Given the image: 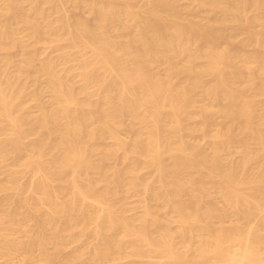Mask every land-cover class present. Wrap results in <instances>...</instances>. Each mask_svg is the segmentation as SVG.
<instances>
[{"label":"bare ground","instance_id":"obj_1","mask_svg":"<svg viewBox=\"0 0 264 264\" xmlns=\"http://www.w3.org/2000/svg\"><path fill=\"white\" fill-rule=\"evenodd\" d=\"M0 55V161L13 171L0 183V258L72 264L86 251L67 247L93 238L85 264H264V0H0ZM134 190L148 202L130 216L122 195Z\"/></svg>","mask_w":264,"mask_h":264},{"label":"rangeland","instance_id":"obj_2","mask_svg":"<svg viewBox=\"0 0 264 264\" xmlns=\"http://www.w3.org/2000/svg\"><path fill=\"white\" fill-rule=\"evenodd\" d=\"M24 1V0H23ZM147 1H139L138 3L139 4H137L138 5V7L136 6V8L138 9V8H140V9H138V10H143V11H146L147 9H148V6L150 7V5H148L149 3L147 2ZM185 2H182L181 4H180V6L182 7H184L187 3H185ZM148 5V6H147ZM187 6V5H186ZM185 6V7H186ZM180 7V8H181ZM183 7H182V9H183ZM184 7V8H185ZM67 9V11L70 9V11H71V8L70 7H67L66 8ZM70 11H68V13H70ZM148 11V10H147ZM72 12V11H71ZM83 12V11H82ZM81 12V10L80 11H77V13L79 14H81L82 13ZM84 14H81V16L82 15H84L83 17H85L86 19H89V17H88V15H90V16H92L91 14H89V13H86L85 11L83 12ZM71 14V13H70ZM79 14V15H80ZM85 14H88L87 16L85 15ZM188 14L187 13H184V15H183V17L185 16H187ZM189 16V15H188ZM205 16V15H204ZM186 18H189V17H186ZM191 18V17H190ZM92 19V18H91ZM196 21H200V20H198V19H196ZM245 32V33H244ZM242 33V34H241ZM26 33H23L21 36L22 37H27V35H25ZM240 34L241 35H238V41H240V44L238 45V46H240L242 43H245V42H248L249 40V34H247V32L246 31H242V32H240ZM28 39H29V37H27ZM28 39H24L26 42H28L29 40ZM237 41V42H238ZM242 42V43H241ZM29 44H31L32 45V39L29 41ZM35 43H33V45H34ZM238 44V43H237ZM236 44V45H237ZM40 45V44H39ZM38 45V46H39ZM252 45V44H251ZM250 45V46H251ZM250 46H248V47H250ZM255 46V44H253L250 48H248V51L251 53V52H253L254 50L256 51V47H254ZM40 48H41V51H40V48L38 49L39 50V52H40V54H41V56H40V58L42 57V60H45V59H47L50 55H51V53H52V56H50V57H53V53L54 52H51V50L49 49L48 50V48H46V46L45 45H40L39 46ZM37 46H36V51H38L37 50ZM247 51V50H246ZM247 51V52H248ZM39 52H38V54H39ZM51 52V53H50ZM248 52V53H249ZM20 53V52H19ZM59 53V54H58ZM17 55H16V58L18 59V58H21V54H18V52L16 53ZM55 54L57 55H60V54H62L61 52H55ZM54 54V55H55ZM3 55V54H2ZM2 55H0V56H2ZM18 55H21V56H18ZM57 55V56H58ZM90 54L88 53L87 54V56H89ZM4 56V55H3ZM2 56V57H3ZM57 56H55V57H57ZM19 60V59H18ZM38 65V66H37ZM13 68H14V66H12ZM39 64H36V66H34V69H33V71L34 70H38L39 68ZM11 68L12 70L11 71H14L16 68ZM38 68V69H37ZM159 68H160V70H159ZM158 69V70H157ZM155 70H157V72H158V74L160 73V74H164V69H163V67L161 66V67H156V69ZM162 70V71H161ZM35 72V71H34ZM162 72V73H161ZM47 81H46V79H45V77H43V78H41L40 79V83H38L37 84V87H38V89L37 88H35L36 89V91H38L39 92V90H40V92L41 91H43L42 92V97H41V103L43 102V104H45V103H50V99H51V95H50V93H49V91H48V87H47V83H46ZM40 84V85H39ZM31 86H33L32 88H28L29 90L30 89H32L33 90V92L30 90V91H27L26 92V95H28V97L27 96H25V109H27L26 111H28V109H29V111H31L30 113H33V114H36L37 112H38V107H37V102H34V101H32V99H30L29 98V96H31L32 95V93H35L34 92V86L35 85H31ZM31 86H29V87H31ZM27 89V90H28ZM31 92V93H30ZM38 92H36V93H38ZM27 97V98H26ZM28 99H30V100H28ZM50 100V101H49ZM262 101H264V97H261L260 99H259V102L260 103H262ZM45 102V103H44ZM259 102L257 103V105H259L258 106V109L259 110H262L264 107L262 106V105H260L259 104ZM47 103V104H48ZM36 110V111H35ZM28 111V112H29ZM35 112V113H34ZM214 117V118H213ZM212 118L213 119H211V127H213L212 129L213 130H218L220 127H221V125L223 124V119L220 117V116H218V115H216V116H213ZM126 120H129V119H125L124 121H125V123L123 124L124 126H123V128L121 129V131H120V136H121V138L122 139H125V141H127V140H129V141H131L132 139H133V133H131L130 131L132 130V126H133V124L132 123H128V121L126 122ZM213 120V121H212ZM222 123V124H221ZM214 124V125H213ZM200 135V136H199ZM198 135V137H197V135L195 136V137H193V138H197L196 140H198V143H197V141L196 140H194L193 141V139L192 138H190V140H192V142H195V143H197L198 145H200L199 146V148H200V150L201 149H204L203 151L204 152H206L207 153V149H208V151L209 150H211L210 148H211V139L209 138V137H204V135H202L201 136V134H199ZM239 136V139H241L242 137H243V135L242 134H238ZM7 137H9L8 135H2L1 137H0V141L1 140H4V139H6ZM35 139H34V138ZM33 137H31V136H29L27 139L25 138L24 139V142H25V144H26V146L27 145H29L30 143H34L33 141H37L36 139H37V137L36 136H33ZM132 138V139H131ZM34 139V140H33ZM31 141V142H30ZM103 141V140H102ZM102 141H99V142H101V143H103L104 142V144L106 143V145L104 146V147H106L107 146V148H111L112 146H113V141L112 140H110V139H104V141L102 142ZM27 142H29V144L27 143ZM101 143H99V144H101ZM109 145V146H108ZM97 147H94V149H96ZM93 150V149H92ZM209 153V152H208ZM96 154H99V151L97 152L96 151ZM238 159L240 158V157H237ZM120 161V162H119ZM170 161V158H167V162H169ZM114 162V163H113ZM119 162V163H118ZM118 162L117 161H112L111 162V164H112V166L113 167H115V168H118V169H120L121 167L123 168V162L119 159L118 160ZM6 163H3V162H1L0 161V183H3V182H5L8 178H9V176L11 175L10 173H12L13 171H12V169H10V167L8 166V165H5ZM120 166V167H119ZM8 167V168H7ZM146 169H148V170H146ZM145 170L143 169L142 171H143V173H142V171H141V174H142V177H143V175H144V179L146 180V181H151V180H153L154 179V175H155V173H154V170H152L153 171V173H152V171L151 170H149V169H151V168H146ZM7 178V179H6ZM6 179V180H5ZM32 179V176L30 175V174H26V176L25 175H23V177L20 179V183L21 184H23V185H27V184H29L31 181L30 180ZM3 180H5V181H3ZM30 181V182H29ZM27 183V184H26ZM258 188H259V184H257V183H254V184H250V185H248V186H246L244 189H243V192L245 193V194H247V195H252V194H254L257 190H258ZM131 190V189H130ZM130 190L128 189V191L130 192ZM133 190V189H132ZM141 191V192H140ZM132 193H130V195H129V193L127 192L126 193V195L124 194V195H122V198L123 199H125V201L127 202V204H128V206H129V209H130V211L128 212V214L130 215V216H134V215H141L142 213H144V211H145V209H146V206L145 205H147V202H148V195L143 191V190H134V192L133 191H131ZM128 194V195H127ZM1 196H5V194L4 193H2L1 194ZM126 196L128 197L127 199H126ZM130 196V197H129ZM146 200V201H145ZM145 207V208H144ZM161 208H159L158 209V206H157V208H156V210L158 211V213H160V215H164V213H165V215H166V211H165V208H163L162 206H160ZM263 214H264V212H263ZM258 222H259V219H255V220H253L252 222H251V227L252 228H256V226L258 225ZM232 224H234V223H232L231 221L230 222H228L227 223V225L228 226H231ZM176 226V225H175ZM175 226L173 227V228H175ZM248 230H251L252 231V229L251 228H249L248 227ZM0 239H1V236H0ZM87 239H89V238H87ZM87 239H84V241L82 240V241H80V242H78V244H74V246H75V248L74 249H72L74 246L73 245H70L71 247H67V249L65 250V252H64V257H69V256H67V255H72L71 253H72V251H74L75 249H78V247H79V249H83V250H85L86 251V253L84 254V256L83 257H81V259H79L78 261L76 260V261H73L74 263H72V264H76L77 262V264H85V262L84 261H87L88 262V260L91 258V256H92V254H91V250H93L94 248L93 247H95L97 244H95V242L97 241V240H95L94 239V241H93V238H91L92 240H90L88 243H86L88 240ZM79 244H81V246H79ZM73 246V247H72ZM78 246V247H77ZM77 247V248H76ZM86 247V248H85ZM88 249L90 250V251H88ZM233 249H235V253H239V251H240V248H239V245H234L233 246ZM69 251H71V253H68ZM68 253V254H67ZM259 253H264V249H262V250H260L259 251ZM263 256L262 257H264V254H262ZM90 257V258H89ZM4 258H6V259H4ZM8 258V259H7ZM21 258H23V259H21ZM36 258V259H35ZM1 259H3V260H1ZM21 259V260H20ZM130 260V261H126V260ZM124 258V259H122V260H124V261H126L125 263H129V262H131V261H133L132 259H130V258ZM0 264H22L20 261H24L23 262V264H63V263H60V262H62V261H60L59 259H57V258H52V259H50V260H47V261H45V260H41L38 256H35L33 259L31 258L30 259V261H29V258L28 259H26L24 256H22L21 257V255H19V256H17V255H14V256H12V257H2V258H0ZM122 260H120V262H119V260L118 261H115V262H113V263H111V264H124V261L122 262ZM158 261V259L157 258H155V257H149V258H146L145 259V262H153V261ZM235 259L234 258H232V259H230L229 260V263H231V264H234L235 263ZM86 262V263H87Z\"/></svg>","mask_w":264,"mask_h":264}]
</instances>
